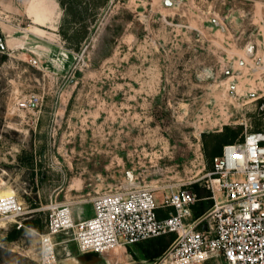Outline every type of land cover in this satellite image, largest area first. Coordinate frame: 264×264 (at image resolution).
<instances>
[{
    "label": "rangeland",
    "instance_id": "374dc122",
    "mask_svg": "<svg viewBox=\"0 0 264 264\" xmlns=\"http://www.w3.org/2000/svg\"><path fill=\"white\" fill-rule=\"evenodd\" d=\"M15 1L0 0V196L15 193L28 214L20 229L0 225V264H44L56 207L80 220L100 194L150 187L161 196L190 182L211 198L216 140L264 130V0H63L72 8L61 17L65 43L32 29ZM60 46L69 54H56ZM31 94L39 107L19 108ZM158 238L163 254L175 236ZM53 243L50 264L162 256L133 245L83 253L65 232Z\"/></svg>",
    "mask_w": 264,
    "mask_h": 264
},
{
    "label": "built area",
    "instance_id": "2783aa9c",
    "mask_svg": "<svg viewBox=\"0 0 264 264\" xmlns=\"http://www.w3.org/2000/svg\"><path fill=\"white\" fill-rule=\"evenodd\" d=\"M18 105L35 110L40 97L31 94ZM207 177L214 204L197 218L193 208L202 198L192 182L161 196L150 187L100 194L92 215L80 220L69 207L52 209L42 238L44 264L55 260L53 239L62 232L72 234L81 252L96 254L173 234L168 249L148 264H264V130L223 146ZM27 214L15 193L0 196V225L20 229Z\"/></svg>",
    "mask_w": 264,
    "mask_h": 264
},
{
    "label": "crops",
    "instance_id": "0c3cea01",
    "mask_svg": "<svg viewBox=\"0 0 264 264\" xmlns=\"http://www.w3.org/2000/svg\"><path fill=\"white\" fill-rule=\"evenodd\" d=\"M17 2V6L14 9H23V13L27 19L31 22V28L36 29L38 31L46 32L51 35V37H54L53 39H61L62 42H66L67 38L66 36L60 32L61 29V22H62V13L68 12L65 11L64 7H61L58 0H16L14 3ZM85 4V3H84ZM4 6V5H2ZM20 7V8H19ZM88 10H90L87 7ZM88 18L83 20L82 23H87ZM82 23L75 24V28L81 27ZM30 33L32 35L41 37L39 34L34 32L33 30H30ZM45 42L49 44H55L52 40L44 39ZM78 41H81L79 39ZM12 43L11 45H16L17 41L14 38H9L5 40V43L8 47H10L9 43ZM55 46V45H54ZM52 48V45L51 47ZM56 54H69V51L63 47L60 46V48H54ZM198 209L196 206L193 208V218H197L201 215H198Z\"/></svg>",
    "mask_w": 264,
    "mask_h": 264
},
{
    "label": "trees",
    "instance_id": "16d2710c",
    "mask_svg": "<svg viewBox=\"0 0 264 264\" xmlns=\"http://www.w3.org/2000/svg\"><path fill=\"white\" fill-rule=\"evenodd\" d=\"M58 1L60 3L61 7L65 8V11H70L72 9L71 6L69 5V3H65V1H63V0H58ZM70 43H74L75 45L80 44V42H78L76 40H74L73 42H70ZM1 50H2V48L0 46V51ZM226 143H227V141L216 140L213 152L209 155L212 157V160H213V158L220 156L222 154L223 146H225ZM199 195H200V198H202V200H205L206 198L211 199L210 195L202 196L200 193H199ZM212 205H213V201H211V203H209V204H203L201 207H198L197 208L198 209V212H197L198 215H202ZM159 211H158V213H159ZM159 215H160V213H159ZM27 224H28V226H31L34 228L38 227L37 221L27 222ZM20 232H21L20 230H13L11 235H10V238L11 239L16 238ZM133 246H137V247L141 248L143 250V255H145L149 260H154V259L158 258L167 247V245L164 243L163 239H161V238H154V239H151V240H148V241H145V242L133 245ZM130 249H131V246H130Z\"/></svg>",
    "mask_w": 264,
    "mask_h": 264
},
{
    "label": "bare ground",
    "instance_id": "6f19581e",
    "mask_svg": "<svg viewBox=\"0 0 264 264\" xmlns=\"http://www.w3.org/2000/svg\"><path fill=\"white\" fill-rule=\"evenodd\" d=\"M10 195V194H9ZM4 196V195H3Z\"/></svg>",
    "mask_w": 264,
    "mask_h": 264
}]
</instances>
